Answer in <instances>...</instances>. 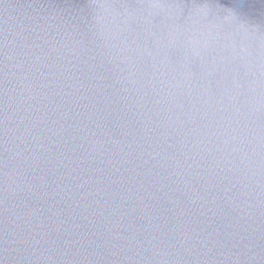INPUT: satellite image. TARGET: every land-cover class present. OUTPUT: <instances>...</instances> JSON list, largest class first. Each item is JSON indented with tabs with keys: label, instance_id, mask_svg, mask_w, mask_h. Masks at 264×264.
<instances>
[{
	"label": "water",
	"instance_id": "1",
	"mask_svg": "<svg viewBox=\"0 0 264 264\" xmlns=\"http://www.w3.org/2000/svg\"><path fill=\"white\" fill-rule=\"evenodd\" d=\"M0 264H264V0H0Z\"/></svg>",
	"mask_w": 264,
	"mask_h": 264
}]
</instances>
